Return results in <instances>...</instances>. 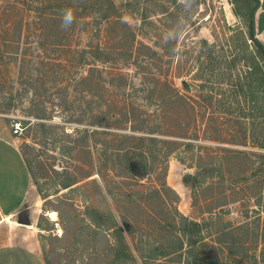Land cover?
Masks as SVG:
<instances>
[{
    "label": "rangeland",
    "instance_id": "rangeland-1",
    "mask_svg": "<svg viewBox=\"0 0 264 264\" xmlns=\"http://www.w3.org/2000/svg\"><path fill=\"white\" fill-rule=\"evenodd\" d=\"M255 5L0 0V132L22 120L31 178L20 214L0 218V245L49 264H262ZM254 18L264 44V0ZM121 236L133 258H117Z\"/></svg>",
    "mask_w": 264,
    "mask_h": 264
},
{
    "label": "crops",
    "instance_id": "crops-1",
    "mask_svg": "<svg viewBox=\"0 0 264 264\" xmlns=\"http://www.w3.org/2000/svg\"><path fill=\"white\" fill-rule=\"evenodd\" d=\"M0 132V218L4 221L20 214L30 190V172L18 140ZM0 264H46L42 255L24 243L0 245Z\"/></svg>",
    "mask_w": 264,
    "mask_h": 264
},
{
    "label": "trees",
    "instance_id": "trees-1",
    "mask_svg": "<svg viewBox=\"0 0 264 264\" xmlns=\"http://www.w3.org/2000/svg\"><path fill=\"white\" fill-rule=\"evenodd\" d=\"M254 3L256 4L255 5V8L251 11V14H250V17H249V23L247 24V28H248V38L254 43L256 49H257V53L259 55V58L262 62H264V44H262V42L260 40H258L256 38V30H255V12L257 11L259 5H260V0H253ZM261 30L264 29V25L262 27H260ZM196 119H195V124L197 123V114H194ZM25 159V158H24ZM26 162V160H25ZM27 164V162H26ZM28 166V164H27ZM263 167H264V161H263ZM28 169H29V166H28ZM30 172V170H29ZM195 177V176H194ZM193 178L192 176H186L184 178V182L186 184H189L190 183V179ZM94 184L97 185V180H94L93 181ZM77 183H73V182H70V183H65L64 184V188H70L74 185H76ZM99 189H101V187H99ZM260 209L262 212H264V207L260 204ZM113 219V218H112ZM260 221H262V224H261V241L263 243V246H264V218L262 219L261 218V215L258 213V216L256 217V220L255 222H252L253 225L255 226H260ZM91 222H94L97 226L101 225V223L99 222V218H97L96 216L91 218ZM114 223L116 224V220L114 219ZM118 223V221H117ZM193 226H199V224H195L193 223L192 224ZM115 227V226H114ZM121 228H117L118 230V233L119 232H122V230H120ZM129 245L126 243L125 239L123 238V236H121V239L118 240L117 242V247H116V251H117V258L121 257V256H127L129 258H133V255L131 252L127 253V251H130L129 250ZM182 249V248H181ZM127 254V255H126ZM45 260V263L46 264H49L48 261ZM261 263L264 264V253L262 254V258L260 259Z\"/></svg>",
    "mask_w": 264,
    "mask_h": 264
},
{
    "label": "clouds",
    "instance_id": "clouds-1",
    "mask_svg": "<svg viewBox=\"0 0 264 264\" xmlns=\"http://www.w3.org/2000/svg\"><path fill=\"white\" fill-rule=\"evenodd\" d=\"M74 15L71 9H64L61 12V28L68 30L74 23Z\"/></svg>",
    "mask_w": 264,
    "mask_h": 264
},
{
    "label": "built area",
    "instance_id": "built-area-1",
    "mask_svg": "<svg viewBox=\"0 0 264 264\" xmlns=\"http://www.w3.org/2000/svg\"><path fill=\"white\" fill-rule=\"evenodd\" d=\"M11 131H12V134L17 138L19 137L20 135H22L25 127L23 125V122L22 120L20 119H15L14 122L12 123L11 125Z\"/></svg>",
    "mask_w": 264,
    "mask_h": 264
},
{
    "label": "water",
    "instance_id": "water-1",
    "mask_svg": "<svg viewBox=\"0 0 264 264\" xmlns=\"http://www.w3.org/2000/svg\"><path fill=\"white\" fill-rule=\"evenodd\" d=\"M19 223H20L21 225H27V220H26V218L21 217V218L19 219Z\"/></svg>",
    "mask_w": 264,
    "mask_h": 264
}]
</instances>
